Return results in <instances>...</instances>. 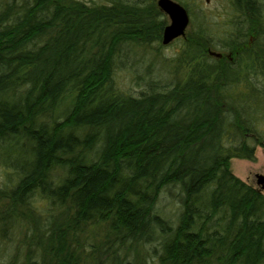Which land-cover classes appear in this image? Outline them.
Returning <instances> with one entry per match:
<instances>
[{
    "label": "trees",
    "instance_id": "1",
    "mask_svg": "<svg viewBox=\"0 0 264 264\" xmlns=\"http://www.w3.org/2000/svg\"><path fill=\"white\" fill-rule=\"evenodd\" d=\"M234 2L264 24V0ZM167 22L157 0H0V237L19 229L23 253L7 264H122L137 245L157 264H264L263 189L231 169L256 159L264 78H221L212 24L193 19L184 77L139 94L114 78L125 46L161 41ZM246 35L226 43L243 74L264 75L242 46L264 34ZM164 191L175 221L157 207Z\"/></svg>",
    "mask_w": 264,
    "mask_h": 264
},
{
    "label": "rangeland",
    "instance_id": "2",
    "mask_svg": "<svg viewBox=\"0 0 264 264\" xmlns=\"http://www.w3.org/2000/svg\"><path fill=\"white\" fill-rule=\"evenodd\" d=\"M88 4H98L105 0H81ZM189 3L191 12L190 21L186 30H190L192 27V19L194 25L198 22H210L214 31L215 41L219 44H215L209 47V50L222 52V41L228 38L226 29H223L224 23L228 22L231 18V0H185ZM168 22L170 18L167 15ZM240 21H242L240 19ZM261 34V32H260ZM186 35V33H185ZM182 35L174 40L170 44H163L161 41H155L151 44H127L124 49V62H118L114 69V78L117 84L134 94H139L141 89L148 86V81L154 79L161 84L170 80L171 78H182L185 75V69L178 67L177 60L178 52L183 43L184 36ZM247 40L249 34L246 35ZM253 39L255 35L251 36ZM252 39V40H253ZM250 40V39H249ZM210 53V52H209ZM213 55V54H212ZM215 56V55H213ZM264 129V122L259 126ZM256 159L249 160L246 158L233 157L231 158L232 171L254 186H260L257 184L256 175L258 173L264 174V147L257 146L255 151ZM4 168L0 165V184L4 180ZM261 187V186H260ZM176 193L179 191V187L173 188ZM264 192V188H263ZM157 207L168 214V217L173 221L179 214L181 205L177 196L170 195L164 191L159 198ZM22 231V230H20ZM1 236V235H0ZM11 238H8L10 237ZM22 233L15 227L12 231H7L4 236L0 237V264H7L11 260L13 254L17 256L19 260H22L23 253L20 252V245ZM156 246L159 249L158 239L147 244L146 248ZM156 254V253H155ZM155 254L148 255L143 246L137 245L136 248L127 249V253L124 255V261L122 264H157V256ZM158 254V253H157ZM153 258V259H152ZM16 264H21L19 261Z\"/></svg>",
    "mask_w": 264,
    "mask_h": 264
},
{
    "label": "flooded vegetation",
    "instance_id": "3",
    "mask_svg": "<svg viewBox=\"0 0 264 264\" xmlns=\"http://www.w3.org/2000/svg\"><path fill=\"white\" fill-rule=\"evenodd\" d=\"M264 8V4L261 5ZM230 8H233L231 10V18L229 21L224 23L223 29L226 31L227 36L230 34L231 31L237 29L241 25H245V32L249 34V39L250 41L253 39L251 36L256 35L258 33L264 34V24L263 22H260V25L255 21V25L249 26V22L244 21L243 23V18H242V11L240 7L235 4L234 0H231V6ZM240 19L242 21H240ZM180 37V36H179ZM178 37L174 38L172 41H170L167 44L172 43L174 40H176ZM227 39L223 40L221 45L223 47V50L221 52V78H253L254 80H257V78H264L263 74L258 73V68L257 65L254 64V66L251 67L250 73H244L242 72V66H240V63L238 64L237 57L243 53V51H239L238 49H233L230 48L227 45ZM244 49H253V57L255 59H258V57L264 56V51H261L259 47H264V44H255L253 45L252 43H243ZM262 65H264V58H262ZM259 136H257V139ZM263 146L264 147V134H262V138L258 140V143H256L257 146ZM255 147V151H256ZM262 188V187H261ZM263 189V188H262Z\"/></svg>",
    "mask_w": 264,
    "mask_h": 264
},
{
    "label": "water",
    "instance_id": "4",
    "mask_svg": "<svg viewBox=\"0 0 264 264\" xmlns=\"http://www.w3.org/2000/svg\"><path fill=\"white\" fill-rule=\"evenodd\" d=\"M157 4L170 18V22L165 25L162 34V43L167 44L174 38L185 35L186 27L190 21L188 9L178 0H157ZM215 56H220L221 52L209 50ZM257 184L264 188V174L258 173Z\"/></svg>",
    "mask_w": 264,
    "mask_h": 264
}]
</instances>
